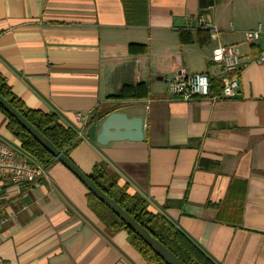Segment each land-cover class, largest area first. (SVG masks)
<instances>
[{
	"label": "crops",
	"instance_id": "0c3cea01",
	"mask_svg": "<svg viewBox=\"0 0 264 264\" xmlns=\"http://www.w3.org/2000/svg\"><path fill=\"white\" fill-rule=\"evenodd\" d=\"M235 13L234 0H0V74L25 107L53 112L78 132L70 159L83 173L106 164L127 194L145 198L151 213L215 264H264V64L251 62L261 44L243 39L264 24ZM182 31L193 43H180ZM129 45L146 51L131 55ZM217 45L240 51L238 93L189 103L172 97L168 83L196 73L219 94L222 69L211 61ZM138 83L146 98L108 100ZM99 105L141 118L143 140L90 141L86 124ZM102 120L94 122L97 133ZM6 125L0 113V142L16 149ZM87 193L59 163L32 185L5 187L2 263L147 264L125 230L111 232L96 217Z\"/></svg>",
	"mask_w": 264,
	"mask_h": 264
},
{
	"label": "trees",
	"instance_id": "16d2710c",
	"mask_svg": "<svg viewBox=\"0 0 264 264\" xmlns=\"http://www.w3.org/2000/svg\"><path fill=\"white\" fill-rule=\"evenodd\" d=\"M197 36L208 38V32L199 30ZM194 35L189 31L179 33L181 44L193 43ZM146 49L141 45H129L128 52L131 55L145 53ZM254 52V57L258 54ZM148 89L145 84H126L115 94L108 97L111 103L141 100L147 97ZM0 96L3 97L28 123H30L45 139L57 150L70 158L71 152L80 142L78 132L66 126L59 116L53 112H42L25 107L11 88L6 79L0 74ZM115 105H99L88 119V126L95 121L103 119L109 113L115 112ZM0 113L6 118V129L19 143L16 150L25 158L47 170L52 164L58 163L36 140L23 130L17 121L10 117L0 107ZM90 180L111 200L117 203L129 216L143 227L153 238L168 249L183 264H215L214 261L188 236L170 223L164 216L153 214L148 210V203L139 194L129 195L124 187L117 183L115 174L108 175L106 164L99 162L93 166ZM89 207L96 217L111 232L125 230L128 234L129 244L137 251L147 264H165L139 237L133 234L123 222H121L105 205L99 202L90 192L87 193Z\"/></svg>",
	"mask_w": 264,
	"mask_h": 264
},
{
	"label": "built area",
	"instance_id": "2783aa9c",
	"mask_svg": "<svg viewBox=\"0 0 264 264\" xmlns=\"http://www.w3.org/2000/svg\"><path fill=\"white\" fill-rule=\"evenodd\" d=\"M202 22V21H201ZM214 34L217 30L208 26ZM243 39L249 45L261 44L260 50L252 63L264 64V30L260 25L243 32ZM211 61L222 69L221 89L218 95H211L208 75L196 73L175 77L168 83V93L183 102H191L200 98H232L239 91V75L241 54L235 45H217L211 53ZM76 119L87 121L88 115L76 113ZM45 169L23 157L13 147L0 142V194L7 186L32 185L45 176ZM5 223L0 219V228ZM0 264H3L0 260Z\"/></svg>",
	"mask_w": 264,
	"mask_h": 264
},
{
	"label": "water",
	"instance_id": "95a60500",
	"mask_svg": "<svg viewBox=\"0 0 264 264\" xmlns=\"http://www.w3.org/2000/svg\"><path fill=\"white\" fill-rule=\"evenodd\" d=\"M0 107L10 117L14 118L20 127L25 130L36 142L46 150L59 164L66 168L99 202L105 205L125 226L139 237L165 264H183L161 243L153 238L131 216H129L117 203L108 198L73 161L57 150L45 139L30 123H28L3 97L0 96ZM143 120L141 118L129 119L119 112L106 115L97 133L96 124L87 129V138L98 145L105 146L109 142L143 140Z\"/></svg>",
	"mask_w": 264,
	"mask_h": 264
},
{
	"label": "rangeland",
	"instance_id": "374dc122",
	"mask_svg": "<svg viewBox=\"0 0 264 264\" xmlns=\"http://www.w3.org/2000/svg\"><path fill=\"white\" fill-rule=\"evenodd\" d=\"M236 15H242L243 11L247 12L246 23L250 24L252 20L260 21L264 24V0H234Z\"/></svg>",
	"mask_w": 264,
	"mask_h": 264
}]
</instances>
